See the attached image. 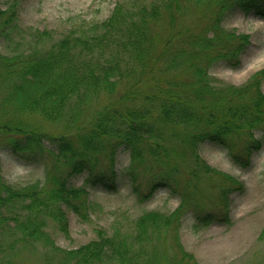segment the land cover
I'll return each mask as SVG.
<instances>
[{
	"label": "trees",
	"instance_id": "16d2710c",
	"mask_svg": "<svg viewBox=\"0 0 264 264\" xmlns=\"http://www.w3.org/2000/svg\"><path fill=\"white\" fill-rule=\"evenodd\" d=\"M24 1L0 7V40L12 47L9 53L0 52V84L8 85L0 103L20 114L38 113L72 134L52 135L19 117L0 119V136L8 135L3 146L26 164H43L46 177L44 183L14 187L0 174V228L13 237L12 243H0V250L14 249L20 240L27 248L43 246L50 263L58 255L59 264H192L194 256L179 241L186 263L154 247L149 253L134 247L135 241L141 244L153 234L160 237L161 230L173 224L177 229L184 205L188 210L186 199L169 214L143 212L135 221L134 235L108 234L101 228L98 239L71 250L57 244L48 222L68 235L70 212L81 220L89 216L90 188L116 190L121 146L130 151L129 176L139 196L137 169L148 160L164 166L150 179L151 194L184 175L176 160L183 153L194 154L197 165L190 176L201 168L210 171L198 152L205 142L233 147L240 136H249L242 152H231L233 161L246 164L264 140V69L241 86L212 85L209 74L221 61L238 67L250 44L248 34L224 29L226 16L236 11L264 19V0L117 2L101 22L74 27L59 39L50 30L35 29L27 46L16 49L19 42L10 36L21 33L18 21ZM189 12H197V19L184 18ZM157 24L167 31L183 26L182 35L168 32L162 37ZM102 94L108 96L107 103L89 114L87 107ZM81 175L83 182L75 184ZM183 179L189 188L187 174ZM216 218L211 214L199 221L208 224Z\"/></svg>",
	"mask_w": 264,
	"mask_h": 264
},
{
	"label": "rangeland",
	"instance_id": "374dc122",
	"mask_svg": "<svg viewBox=\"0 0 264 264\" xmlns=\"http://www.w3.org/2000/svg\"><path fill=\"white\" fill-rule=\"evenodd\" d=\"M12 0H0L1 9H6ZM154 0H25L18 21L21 33H15L11 38L18 41L16 49H23L30 41V35L35 29L50 30L59 39L74 27L88 26L107 19L117 2L123 4L139 5L151 4ZM197 13V12H195ZM194 12H189L184 18L196 20ZM3 19L0 17V23ZM224 29L234 30L238 34H248L250 44L241 55L238 67H231L225 61L219 62L210 69L209 82L215 86L234 85L241 86L255 72L264 69V19L254 14L243 12H230L222 23ZM206 26V21L201 24ZM166 28V27H165ZM155 29L167 37L168 32L181 36L183 26H175L171 31L162 29L157 24ZM179 31V32H177ZM200 32H203L199 30ZM198 32V30H195ZM12 47L3 39L0 40V52L9 53ZM8 85L0 84V100L5 97ZM264 90V83L262 86ZM122 92L121 88H118ZM6 93V94H5ZM118 96V93H115ZM108 101V96L102 94L88 107L87 112L92 114L101 109ZM7 109V110H6ZM19 117L27 124L37 126L38 129L59 135L72 132L44 119L38 113H17L13 108H7L0 103V119L13 120ZM86 123L88 122L85 119ZM8 135L0 136V174L2 180L14 187H23L41 182L44 183L45 168L43 164H26L21 161L13 151L3 146V139ZM258 138L261 136L256 135ZM249 136L242 135L234 141L233 147H226L212 142H205L198 148L202 161L210 166V171L199 170L195 177L188 173L196 170L194 154H184L183 158L177 156L180 168L184 175L178 182L169 187H159L151 194L150 179L162 172L163 165L148 160L147 165L140 166L141 185L139 194L134 190L129 176L131 166L130 151L121 146L117 151L116 169L118 171L117 188L109 191L101 186L90 188V209L87 220H81L73 212L69 213V234L62 233L54 222H48V229L52 232L57 244L63 249H76L91 240L98 239V229H105L108 234L119 232L121 235L135 234V221L145 211H157L169 214L175 211L182 201L184 205L181 225L175 229V224L167 230L152 235L151 239L143 243L135 241L134 247L145 249L147 253L152 248L159 249L165 257L181 259L182 255L178 241L187 252L194 256L191 263L197 264H264V140L258 148H254L250 159L244 166L232 160L231 152L240 153L244 150ZM103 162H106L103 161ZM177 162V161H176ZM194 172V171H193ZM191 182L185 189L184 176ZM194 174V173H193ZM45 177V178H44ZM84 180L81 175L74 179L80 185ZM233 181L238 185H233ZM234 187L222 196L226 187ZM175 192H172V190ZM183 194L186 196L183 197ZM142 196H145L142 199ZM194 206V207H193ZM214 214L216 219L208 224L199 220ZM1 226V225H0ZM13 237L9 230L0 228V243L5 246L12 243ZM40 244L35 247H26L19 240L12 249L7 247L0 250V264H59L56 255L52 262ZM147 255V254H144ZM183 262L186 259L183 256ZM165 260L162 263L165 264ZM116 264V263H111ZM171 264H173L171 262Z\"/></svg>",
	"mask_w": 264,
	"mask_h": 264
}]
</instances>
